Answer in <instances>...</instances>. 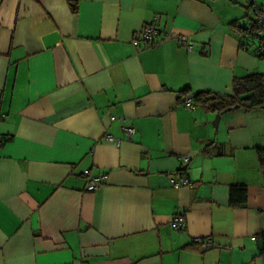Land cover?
Wrapping results in <instances>:
<instances>
[{"label":"crops","instance_id":"1","mask_svg":"<svg viewBox=\"0 0 264 264\" xmlns=\"http://www.w3.org/2000/svg\"><path fill=\"white\" fill-rule=\"evenodd\" d=\"M254 3L264 11V0H0V264H264V108L215 124L219 112L182 103L264 73L256 40L234 27ZM150 24L192 48L134 45ZM87 173L103 185L86 191Z\"/></svg>","mask_w":264,"mask_h":264},{"label":"built area","instance_id":"2","mask_svg":"<svg viewBox=\"0 0 264 264\" xmlns=\"http://www.w3.org/2000/svg\"><path fill=\"white\" fill-rule=\"evenodd\" d=\"M251 8L253 11V26H250V22L243 23V27L236 28V31L241 35L244 36L246 34H251L253 36V39L256 40V46L254 48V51L256 53H261V51H264V11H262L261 7L257 4H251ZM162 31L155 25H146L143 27L138 33L133 35L132 43L134 45H141L144 46H150L159 40L163 39L164 37H174L177 40V43L180 47H183L187 50L192 48V43L190 41V38L186 34H172V33H161ZM182 103L185 107L189 109H194L195 102H194V95L191 92H187L183 99ZM1 118V115H0ZM123 131L128 136L131 137V135L134 133V128L131 125H123ZM104 140L107 142H111L114 145H119L121 142V138L115 137L109 133L104 135ZM105 181V175L103 174H97L92 175L90 173H87L85 176V185L84 189L86 191H95L98 188L103 185ZM172 183L174 185H178L179 183H189L187 177L180 176L177 178L171 179ZM173 228L175 230H181L184 226V219L182 217H177L171 222ZM262 236H264V232L261 233ZM197 242H204L209 243L211 241L210 237H205V239H197Z\"/></svg>","mask_w":264,"mask_h":264},{"label":"trees","instance_id":"3","mask_svg":"<svg viewBox=\"0 0 264 264\" xmlns=\"http://www.w3.org/2000/svg\"><path fill=\"white\" fill-rule=\"evenodd\" d=\"M253 17L250 19V26H253ZM242 28L243 23L236 26ZM243 37L253 39L251 34ZM260 58H264V51L257 53ZM187 93V92H186ZM195 104L199 103L207 109L221 112L233 106L243 107L247 110L255 108H264V73H251L245 77H235L232 81V93L220 94L207 90H201L193 93ZM259 163L262 171H264V150H257ZM239 192L241 199H235L234 193ZM231 202L233 205H242L246 198L245 185H232L230 188Z\"/></svg>","mask_w":264,"mask_h":264},{"label":"water","instance_id":"4","mask_svg":"<svg viewBox=\"0 0 264 264\" xmlns=\"http://www.w3.org/2000/svg\"><path fill=\"white\" fill-rule=\"evenodd\" d=\"M237 107H238V106H233V107H230V108H228V109H225L224 111L219 112V113L215 116L214 123L216 124V123L218 122V120H219V118H220V116H221L222 113H224V112H226V111H228V110H230V109L237 108ZM207 248H210V246H209V247H205L204 249H207Z\"/></svg>","mask_w":264,"mask_h":264}]
</instances>
